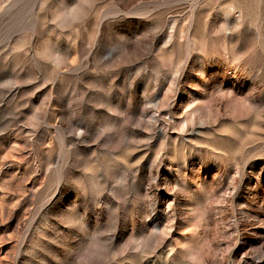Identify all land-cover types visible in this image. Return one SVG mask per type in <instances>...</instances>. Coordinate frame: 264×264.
I'll list each match as a JSON object with an SVG mask.
<instances>
[{
  "label": "rangeland",
  "instance_id": "1",
  "mask_svg": "<svg viewBox=\"0 0 264 264\" xmlns=\"http://www.w3.org/2000/svg\"><path fill=\"white\" fill-rule=\"evenodd\" d=\"M0 264H264V0H0Z\"/></svg>",
  "mask_w": 264,
  "mask_h": 264
}]
</instances>
